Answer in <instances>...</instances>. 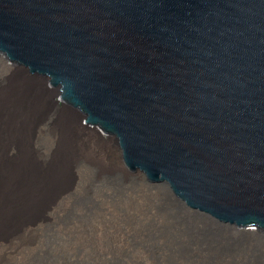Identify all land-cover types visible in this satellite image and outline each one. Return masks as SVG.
I'll return each mask as SVG.
<instances>
[{
	"label": "water",
	"instance_id": "1",
	"mask_svg": "<svg viewBox=\"0 0 264 264\" xmlns=\"http://www.w3.org/2000/svg\"><path fill=\"white\" fill-rule=\"evenodd\" d=\"M0 57L116 141L127 176L264 240V0H0Z\"/></svg>",
	"mask_w": 264,
	"mask_h": 264
},
{
	"label": "rangeland",
	"instance_id": "2",
	"mask_svg": "<svg viewBox=\"0 0 264 264\" xmlns=\"http://www.w3.org/2000/svg\"><path fill=\"white\" fill-rule=\"evenodd\" d=\"M22 74L30 78L26 70L11 68L0 57L1 108L11 90L15 94ZM31 85L33 105L21 115V125L24 134L33 128L32 145L26 143L25 150H33L36 163L23 167L24 175L48 179L56 172L54 181L61 188L69 185L72 195L54 211L51 201L34 198L48 222L38 232L35 250L24 260L8 264H259L264 260V240L258 231L245 237L237 230L214 234L206 222L184 214L166 189L150 186L140 173L127 176L116 141L105 137L97 141L94 132L74 131L70 125L83 127V117L62 110L57 92L51 93L45 83L40 88L36 80ZM50 118L72 141L69 149L56 148V155L51 153L50 137L38 136V124ZM8 127V133L18 128ZM58 154H63L59 170L51 161ZM84 154L85 163L80 160Z\"/></svg>",
	"mask_w": 264,
	"mask_h": 264
},
{
	"label": "bare ground",
	"instance_id": "3",
	"mask_svg": "<svg viewBox=\"0 0 264 264\" xmlns=\"http://www.w3.org/2000/svg\"><path fill=\"white\" fill-rule=\"evenodd\" d=\"M1 58L11 63V59ZM26 71L28 72V70ZM20 78L21 82L19 81L15 85V94L14 91L11 90V94L5 97L8 99L2 104V108L0 107V264H8L18 259L24 260L35 250L38 232L40 228L44 227L48 222V215L39 210V200L38 202H33L34 198L38 199L39 197V199H46L48 203L51 201L54 211L60 208L58 205L59 203H62L72 195V189L69 185L61 188L59 186L60 184L54 181L56 172L53 178L51 176L52 179H35L31 173L28 177L24 175L26 172H23V167L28 169L31 164L36 163V154L33 150L29 149L30 147L25 150L26 143H28V146L32 145L33 128L29 127L27 134H24L21 125V115L23 113H29L30 109H32L34 87L31 85L32 79L28 78L25 74H22ZM34 83L35 82H33V84ZM36 85L42 89L45 88L41 80H36ZM60 99L63 102V98L60 97ZM58 105L64 106L62 103ZM64 107V109H62V107L61 109L65 110V112L69 111L74 115L77 114L70 108ZM81 116L83 117V127H79L76 123H72L70 126L78 134L85 135V130L87 132V127H85V125H87L86 118L83 115ZM56 122L57 120L50 118L46 121L41 120L38 124L40 127V129L38 128V132H40L38 136L40 137L41 135L47 134V136L50 137V144L53 148L51 153H55V155L56 148L65 145L66 148L69 149L72 144L70 139H66L62 136L61 129ZM13 125L18 127L16 132L8 133V126ZM94 133V135H96L94 138L97 141L103 139L102 136H99L100 134L98 132ZM117 145L121 151L120 145ZM121 155L124 162L122 151ZM62 157L63 154H58L55 158L51 159V161L53 160L52 162L57 165L55 169H63ZM74 158L78 161L75 156ZM80 160L85 163V154L81 156ZM140 174L142 175V173ZM53 181L56 184H54ZM158 186L166 189L168 197H170L180 209L172 194L164 186L162 181H158Z\"/></svg>",
	"mask_w": 264,
	"mask_h": 264
}]
</instances>
